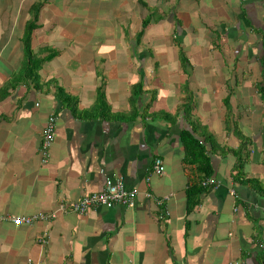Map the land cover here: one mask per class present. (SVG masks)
Instances as JSON below:
<instances>
[{
  "label": "crops",
  "instance_id": "1",
  "mask_svg": "<svg viewBox=\"0 0 264 264\" xmlns=\"http://www.w3.org/2000/svg\"><path fill=\"white\" fill-rule=\"evenodd\" d=\"M111 176L133 206L60 209ZM36 263L264 264V0H0V264Z\"/></svg>",
  "mask_w": 264,
  "mask_h": 264
},
{
  "label": "built area",
  "instance_id": "2",
  "mask_svg": "<svg viewBox=\"0 0 264 264\" xmlns=\"http://www.w3.org/2000/svg\"><path fill=\"white\" fill-rule=\"evenodd\" d=\"M56 124V117L54 114L49 113L43 122L42 131L40 135V141L38 146L39 161L46 163L49 158V152L51 144L54 139V129ZM151 172L155 174H161L163 172L162 160L159 157H155L152 160ZM212 180L206 178L202 181V184L210 183ZM232 192V190H231ZM136 190L132 188H126L124 186L122 177L111 176L106 177L103 186L100 190L89 194H84L69 204L60 203V209H67L76 214H84L90 208L94 207H110L114 204H121L123 206H133L135 200ZM160 201V200H157ZM56 212H35L25 216H10L9 219L16 225L27 224L30 225L36 221H49L55 217ZM47 236L41 234L38 236L37 241L44 245L46 243ZM37 264V263H36Z\"/></svg>",
  "mask_w": 264,
  "mask_h": 264
},
{
  "label": "trees",
  "instance_id": "3",
  "mask_svg": "<svg viewBox=\"0 0 264 264\" xmlns=\"http://www.w3.org/2000/svg\"><path fill=\"white\" fill-rule=\"evenodd\" d=\"M33 28L32 21L28 20L25 24L24 33L22 37V43H23V49L25 52V57L27 58L25 62V69L23 71L24 75L27 71L28 74L25 75V77H30L34 72L32 69H36L38 66H33L34 59L30 58V51L28 50L27 45V39L30 33V30ZM35 60H37L35 58ZM26 70V71H25ZM180 142L182 144V147L184 148V157L183 161L184 163H187L189 165H193L196 172H202L204 177H207V175L210 173L208 169L207 159L204 155V148L203 146L195 140V138L192 136L191 132L182 130L179 135ZM243 145L235 150L237 161L234 165V169H236V172L239 173V170L241 168V164H243V159L239 155V152L241 151ZM188 211V208H187Z\"/></svg>",
  "mask_w": 264,
  "mask_h": 264
}]
</instances>
